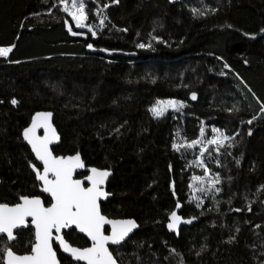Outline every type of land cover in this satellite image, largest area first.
<instances>
[{
    "label": "trees",
    "instance_id": "obj_1",
    "mask_svg": "<svg viewBox=\"0 0 264 264\" xmlns=\"http://www.w3.org/2000/svg\"><path fill=\"white\" fill-rule=\"evenodd\" d=\"M84 3L95 35H73L60 0H0V47L12 46L0 57V202L38 194L20 130L51 110L53 153L110 165L100 210L138 223L110 247L118 264H264V0ZM88 44L134 55L90 54ZM159 99L181 104L157 118ZM213 136L230 139L198 158L187 149ZM205 171L194 196L190 179ZM177 204L183 222L172 233ZM15 234L0 236V264L8 246L29 250L32 228Z\"/></svg>",
    "mask_w": 264,
    "mask_h": 264
},
{
    "label": "snow or ice",
    "instance_id": "obj_2",
    "mask_svg": "<svg viewBox=\"0 0 264 264\" xmlns=\"http://www.w3.org/2000/svg\"><path fill=\"white\" fill-rule=\"evenodd\" d=\"M60 3L65 5L63 11L72 16L77 27L83 28L86 26L84 21L87 20V15L84 0H71L72 11L69 10L67 0H60ZM103 7L107 8L108 5H104ZM192 11L195 14L199 10L193 9ZM212 11L215 10L213 9ZM200 14L203 15V13ZM103 23L104 20H101L100 24L103 25ZM88 27L91 30V26ZM69 31H71V28H69ZM72 34L78 35L80 33L72 32ZM92 34L95 35V32L93 31ZM88 47L91 48L92 45L89 44ZM137 47L143 48L145 45L139 44ZM11 51V47H0V57H7ZM192 98H196L195 93H193ZM11 103L15 105L18 102L13 99ZM169 107H177L176 102L157 101V104L150 111L154 117L159 118L164 115L166 109ZM261 111L264 112V104L261 105ZM51 115V113H37L33 117L30 127L24 129L23 136L31 144L37 159L43 162V174L36 169L35 165L31 166L37 172V179L44 182L45 187L43 191L51 194L54 203L51 207L45 208L39 197L30 198L28 196H21L20 200L22 203L11 207L7 204H0V233H6L9 241L15 239L13 229L26 226V217L32 218V223L36 229V242L31 246V254L17 255L9 247L4 251L6 264H56V254L50 243L52 230L55 229L59 233L61 228H67L70 225H75L80 231L86 232L91 237L93 245L90 248L82 250L72 248L62 237L57 236L56 239L59 240L64 251L71 252L77 260H86L87 264H117L105 246L106 242L110 241L112 244H120L137 225L132 220L119 222L106 221L105 217L100 214L97 199L100 196L107 195L100 186L104 184L105 179L110 175L108 171L92 168V175L85 178L91 183V187L85 188L82 187V181L72 179L73 169L84 166L80 162L79 154L66 158L54 157L52 155L48 145L56 137V133L49 123ZM41 126L45 129V136L43 138L36 137L35 135L36 128ZM213 131L216 132L218 130L213 129ZM228 139L230 138L223 136L222 139L210 140L209 144H223L224 140ZM196 143L198 141H192L187 146L191 147ZM173 147L177 146L174 144ZM49 173L54 176V179L48 178ZM195 179L201 180L203 178L195 177ZM218 182L217 178L212 183ZM179 207L180 205L177 204V208ZM171 219L173 223L168 225L170 230L181 221V218L177 216L175 211L171 213ZM105 223L112 225L113 231L111 236H106L101 231Z\"/></svg>",
    "mask_w": 264,
    "mask_h": 264
},
{
    "label": "water",
    "instance_id": "obj_3",
    "mask_svg": "<svg viewBox=\"0 0 264 264\" xmlns=\"http://www.w3.org/2000/svg\"><path fill=\"white\" fill-rule=\"evenodd\" d=\"M167 1H168L169 3H175V2H177V1H179V0H167ZM88 45H89V44H88ZM88 45H86V47H85V51H86L87 53H90V54H98V55H102V56H107V55H109V54H111V53L122 54V55H127V56H133V55H134V53H127V52H121V51L108 50V49L103 48V47H96V46H93L92 44H91L92 47L89 48ZM9 47L12 48V46H9ZM192 95H193V93L190 94V98H192ZM37 113H51V114H52L51 117L49 118V123L51 124V127L55 129L56 137L53 138V139L50 141L48 147H49V150L51 151V153H52V155H53L54 157H65V158H66V157H73V156H76L77 154H79L80 162H81L84 166H83V167H80V168H74V169H73V171H72V179H73V180H80V181H82V182H83V181L86 182L87 185L85 186V188H87V187H91V183H90L89 181H87L85 178L88 177V176H90V175H92V172H91V169H92V168H96V169L101 170V171H105V170H106V171H108V172L111 174V169H110V168H107V167H106V168H105V167H104V168H99V167H95V166H92V165H85V164H84V161L81 159V156H80L79 151H75V152H73V153H71V154L66 153V154H63V155H61V154H54V153L52 152V150H51V147H52V146H55V145H57V144L59 143V134L57 133L56 128H55V126H54L53 123H52L53 112H52L51 110H36V111H33V112L30 114L27 123L21 128V130H20V137H21L22 142L28 147V149H29V151H30V153H31V155H32V160H30V161L28 162V167H29L30 171L33 173V175H34V179H35V181L37 182V190H38V192H39L40 194H43V195L47 196V197L49 198L50 201H49L48 204L45 205V204L43 203V200H42L41 195H39V194H37V195H31V196H28V197H30V198H31V197H39V198L41 199L42 204H43V206H44L45 208H47V207H51V205L54 203V200H53L51 194H50V193H46V192L43 191V188L45 187L44 182L41 181V180H38V179H37V172L34 171L33 168H32V166H31V165H35V166H36V169H38V170L40 171V173L43 174V167H44V166H43V162L37 159L36 154H35V152L33 151L31 144H29L28 141H26V140L24 139V136H23L24 129L30 127V125L32 124V119H33V117H34ZM35 135H36V137H39V138H43V137L45 136V129L43 128V126L36 128V130H35ZM37 164H38V165H37ZM78 170H85V171H87V173H86V175H84V176L81 177V178H74L73 175H74L75 171H78ZM109 176H110V175H109ZM109 176H108V177H109ZM108 177L105 179L104 184L100 186V187L102 188L103 192L106 193L107 195H104V196H100V197H98V199H97V204H98V206H99V202H100V201H104L105 199L111 197V193H110V192H107V191L105 190V183H106V180L108 179ZM48 178H49V179H54V176H53L51 173H49V174H48ZM82 187H84V186H82ZM22 196H27V195H22ZM20 197H21V196H19L18 199H17V201L14 202V203H12V204L4 203V202H0V204H7V205L10 206V207H11V206H14V205H16V204H18V203H22V201L20 200ZM177 210H178V208L176 207L173 211H175L176 214H177V216L180 217V215L178 214ZM99 211H100V207H99ZM173 211H171V213H172ZM171 213L169 214V216H168V220L166 221V228H167V230H168L169 232L176 233L177 230H178V228H179V226L182 224L183 220H182V218L180 217V218H181V221L176 225V227H174L173 229L170 230L169 227H168V225H169L170 223H173V220L171 219ZM100 214H101L102 216L105 217L106 221H117V222H119V221H127V220L135 221V219L132 218V217H107L106 215H104V214L101 213V212H100ZM135 223H136L137 227L134 228V229L128 234V236H129L133 231H135V230L138 228V223H137L136 221H135ZM25 225H26V226H30V227L32 228L33 239H32V242H31V244H30L29 250H28L27 252H25V253H16V252H14L15 254H17V255H21V256H22V255L31 254V250H32V249H31V246L36 242V237H35L36 229H35V225L32 223V218H31V217H26V218H25ZM26 226H21V227H19V228L13 229L14 236L16 237V234H15L16 231H18V230H20V229H23V228H25ZM104 227L107 228V232H106V233L103 232V228H104ZM70 228H73V229L75 230L76 233L82 234V235H83V236L89 241V245H87V246H83V247H77V246H75V245H71V244H70V243L64 238V236H63V231H66V230H68V229H70ZM101 231H102V233H103L104 235H106V236H111L112 231H113V229H112V225H111L110 223H105V224L103 225ZM1 235H2V236H5L6 239H7V234H6V233H0V236H1ZM57 236L62 237V238L64 239V241H65L70 247H72V248H77V249H81V250H82V249H85V248H90V247H92V245H93V241H92L91 237L88 236V234H87L86 232H82V231H80V229H79L78 227H76L75 225H70V226L67 227V228H61V230H60L59 233H57L56 230L53 229V230H52V238L50 239V243H51V245H52V244L57 245L59 252H60L61 254L65 255V256L69 257L70 260H73V261H79V262H81V263H83V264H87V261H86V260H77V259L74 258V256L72 255L71 252H66V251H64L63 247H62L61 244L59 243V240L56 239ZM128 236H127V237H128ZM127 237H125V239H126ZM125 239H124V240H125ZM124 240H123V241H124ZM7 241H8V243H11L13 240L9 241V240L7 239ZM123 241H122V242H123ZM116 245H118V244H112L110 241L106 242V244H105V246L108 248V251H109L111 254H112V252H111V250L109 249V246H116ZM9 247H10V246H8L7 248H9ZM7 248H6V249H7ZM10 248H11V247H10ZM6 249H5V250H6ZM11 249H12V248H11ZM52 249H53V246H52ZM53 251L55 252L54 249H53ZM55 254H56V252H55ZM112 256H113V255H112ZM113 258H114V257H113ZM114 259H115V258H114ZM116 262H117V261H116ZM2 263H3V264H6V257H5V255H4V253H3ZM56 264H60V262H59L57 256H56ZM117 264H118V263H117Z\"/></svg>",
    "mask_w": 264,
    "mask_h": 264
},
{
    "label": "rangeland",
    "instance_id": "obj_4",
    "mask_svg": "<svg viewBox=\"0 0 264 264\" xmlns=\"http://www.w3.org/2000/svg\"><path fill=\"white\" fill-rule=\"evenodd\" d=\"M67 4H68V7H69V10L72 11V5H71V0H67ZM65 5L62 4V8L64 7ZM66 13V12H65ZM68 18H69V22H70V25H71V30L75 33H87L89 32L90 34L93 33L94 31V27L90 24V23H87L86 21H84L85 23V27L81 28V27H77L76 26V22L73 20L72 16L69 15L68 13H66ZM88 26H91V30H89V27ZM157 101H173V102H176L177 104V107L181 104L180 102L176 101V100H173V99H159V100H156L155 102H153L151 105H150V109L153 108L156 104H157ZM175 107V108H177ZM175 108H172V107H169L167 109H175ZM166 109V110H167ZM152 113V112H151ZM153 114V113H152ZM213 139H221L220 137H217V136H213ZM213 139H210V140H213ZM210 140H202V137H199L197 138L196 140L194 141H198V143H196L195 145L191 146V147H188L187 146V149H198V152H197V158H198V155L200 154V152L205 148V145L207 143H209ZM202 141H206L205 143H202ZM191 142L187 145H190ZM203 179L201 180H196L195 177L197 176H192L191 177V181H190V188H189V191L190 193H192L194 196H196L198 194V191L200 190L201 188V181L205 180V178L208 177V173L205 171L204 174L201 175ZM200 177V176H198Z\"/></svg>",
    "mask_w": 264,
    "mask_h": 264
},
{
    "label": "flooded vegetation",
    "instance_id": "obj_5",
    "mask_svg": "<svg viewBox=\"0 0 264 264\" xmlns=\"http://www.w3.org/2000/svg\"><path fill=\"white\" fill-rule=\"evenodd\" d=\"M51 150H52V147H51ZM53 152V151H52ZM55 154V153H54ZM61 155H63V154H61ZM82 159V158H81ZM83 160V159H82ZM84 161V160H83ZM84 164H85V162H84ZM38 165V164H37ZM85 165H87V164H85ZM93 166V165H92ZM96 167V166H95ZM105 168L107 167V168H110V165H107V166H104ZM104 167H99V168H104ZM86 173H87V171H85V170H78V171H75V173H74V175H73V177L74 178H81V177H83L84 175H86ZM34 176V175H33ZM106 182H107V180H106ZM37 183V182H36ZM87 185V183L86 182H84L83 181V183H82V186H86ZM105 190H106V183H105ZM38 191V190H37ZM107 191V190H106ZM108 192V191H107ZM38 194L39 195H41V197H42V200H43V203L46 205V204H48L49 203V198L47 197V196H45V195H43V194H40L39 192H38ZM35 195H37V194H35ZM45 197V198H44ZM106 200V199H105ZM104 200V201H105ZM104 201H100L99 202V207H100V205H101V203L102 202H104ZM100 212H101V210H100ZM102 213V212H101ZM105 215V214H104ZM107 216V215H106ZM107 217H110V216H107ZM27 227V226H26ZM30 227V226H29ZM74 231L75 232V230L73 229V228H70V229H68V230H66V231H63V236H64V234L65 233H67V232H69V231ZM103 232L104 233H106L107 232V228L106 227H104L103 228ZM76 233V232H75ZM76 234H79V233H76ZM33 235V234H32ZM80 235H82V234H80ZM82 237H84L83 235H82ZM65 238V237H64ZM33 239V238H32ZM84 243L82 244V245H79V246H77V247H83V246H87V245H89V241L84 237ZM72 245V244H71ZM52 246H53V249L55 250V252H56V256H57V258H58V260H59V256L60 257H63L64 258V261L66 262V264H83V263H81V262H79V261H73V260H70L69 259V257H67V256H65V255H63V254H61L60 252H59V250H58V247H57V245H55V244H52ZM110 247L111 246H109V249H110ZM59 262H60V260H59ZM60 264H62L61 262H60Z\"/></svg>",
    "mask_w": 264,
    "mask_h": 264
}]
</instances>
